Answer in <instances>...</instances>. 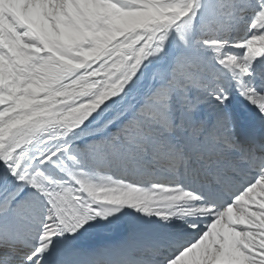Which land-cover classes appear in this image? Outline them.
Segmentation results:
<instances>
[{"label":"snow or ice","instance_id":"snow-or-ice-1","mask_svg":"<svg viewBox=\"0 0 264 264\" xmlns=\"http://www.w3.org/2000/svg\"><path fill=\"white\" fill-rule=\"evenodd\" d=\"M0 264H264V0H0Z\"/></svg>","mask_w":264,"mask_h":264}]
</instances>
